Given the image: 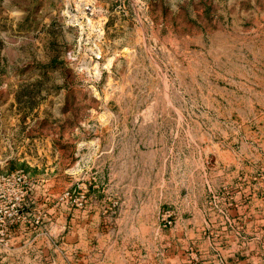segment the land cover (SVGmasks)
I'll return each instance as SVG.
<instances>
[{
    "label": "rangeland",
    "instance_id": "1",
    "mask_svg": "<svg viewBox=\"0 0 264 264\" xmlns=\"http://www.w3.org/2000/svg\"><path fill=\"white\" fill-rule=\"evenodd\" d=\"M246 222L264 0H0V264H225Z\"/></svg>",
    "mask_w": 264,
    "mask_h": 264
},
{
    "label": "crops",
    "instance_id": "2",
    "mask_svg": "<svg viewBox=\"0 0 264 264\" xmlns=\"http://www.w3.org/2000/svg\"><path fill=\"white\" fill-rule=\"evenodd\" d=\"M242 216L244 217V215ZM245 219L250 223L249 218ZM249 223L246 222L244 228L241 225L243 233L239 240L238 238L234 239V236H232V240L229 242L231 247L227 246L229 243L223 245L224 247H230L222 249L223 254L221 256L226 262L225 264H264V232L262 237H258L255 232L250 233Z\"/></svg>",
    "mask_w": 264,
    "mask_h": 264
}]
</instances>
